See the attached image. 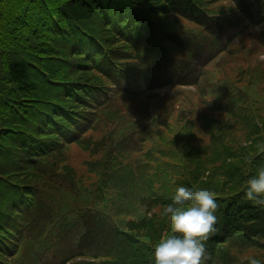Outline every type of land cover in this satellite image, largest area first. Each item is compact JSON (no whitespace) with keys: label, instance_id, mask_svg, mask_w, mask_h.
<instances>
[{"label":"trees","instance_id":"obj_1","mask_svg":"<svg viewBox=\"0 0 264 264\" xmlns=\"http://www.w3.org/2000/svg\"><path fill=\"white\" fill-rule=\"evenodd\" d=\"M169 14L174 18L161 23ZM262 30L264 0H0V264L51 258L57 264H154L155 246L173 234L169 220L159 217L181 185L208 189L218 201L204 264H247L250 256L264 264V209L244 197L245 181L264 166V137L243 112L236 125L249 133L254 128L253 137H239L248 146L239 148L238 141L233 149L234 135L226 139L227 129L210 115L234 105L221 88L233 90L235 75L247 72L235 67L233 79L220 86L202 73L217 53L237 54L234 47ZM143 35L149 46L134 48ZM118 38L138 53L137 64L122 66L125 53L110 47ZM201 57L207 61L199 69ZM178 84L195 85L218 108L182 93ZM207 84L215 87L211 94ZM162 88L166 102L181 103L178 122L192 114L186 124L170 126L165 119L175 120L164 107V115L147 124L149 103L159 99L161 106ZM244 90L242 98L263 101L256 93H264V78L253 75ZM118 98L130 104L131 118L138 114L152 130L141 140L151 142L149 155L131 149L137 118L125 120ZM98 126L103 137L95 134ZM204 130L217 155L201 146L193 150ZM83 145L137 153L113 167L85 161L86 175L78 177L67 154ZM221 151L231 165L213 166ZM50 182L60 187L58 194ZM67 182L83 190L65 191ZM26 232L35 237L22 243Z\"/></svg>","mask_w":264,"mask_h":264},{"label":"rangeland","instance_id":"obj_2","mask_svg":"<svg viewBox=\"0 0 264 264\" xmlns=\"http://www.w3.org/2000/svg\"><path fill=\"white\" fill-rule=\"evenodd\" d=\"M166 18L173 19L174 17L172 14L164 15V16L162 15L159 18L160 22L163 23V21H166ZM133 36H135V35H133ZM141 37H143V38L141 39V41L139 43H135V44L132 43L134 45V48L136 47L137 44H140V43H142V45L139 46V48L143 49V48H147L149 46V44H150L149 35H143ZM260 37L262 38V40L264 39V30L254 34V35L248 36V38L246 39V41H249L246 43V46H247L246 55L247 56H248V53L251 51L254 52V54H257V56H264V49L258 48L259 45L261 48L264 47L263 41L259 40ZM245 38H246V36H244L242 38L240 43H242L245 40ZM120 40L121 39H119V38L112 40L113 43L110 44V47H117V49L119 50L120 53H122V54L125 53L120 57V59L123 63L122 66L128 65L130 63L137 64L138 60L136 57H138V53L132 51L131 50L132 48H131V46H129V44L124 45V44L120 43L121 42ZM221 43H224V41ZM249 46H250V48L248 49ZM182 48H184V47H182ZM218 50H219V48L217 47L215 49V52H218ZM239 59L241 61L243 60V58H239ZM259 60L261 62L259 64H257L256 66L254 63L250 64L251 65L250 67L254 68L252 70L251 74H252V77H253V75H260L262 78H264V57H260ZM117 61L119 62L118 59H117ZM206 61H207V57L206 58L201 57V63L198 66L199 69H201L202 64L205 63ZM228 64H230V63L223 56L221 57L220 60H214V59L210 60L209 62H207L202 67V69H203L202 73L205 72L213 80V82L215 84L219 85L218 81L229 80V79H233V77H234L233 73L229 70L230 67ZM234 79H236V81L234 82L235 84L232 87L233 90L230 89L228 91H224V89L227 88V87H224V88H221V91H220V93L223 96L225 94H228L229 97L228 98L225 97V98L227 100H229L231 103H233L234 105L229 107V108H226L225 110L219 109L213 113L210 112V115H212L213 117L216 115V117L219 118V120L221 121V124L227 129V135L225 137L226 139L230 138L232 135H234V137H232L233 140L231 141V144H229L225 140L223 143L226 145L229 144V146H231L233 149L235 147L234 145L239 141L238 140L239 137L241 139H243L244 136L247 139L253 137V136H251V133L254 131V128H253V131L251 133H249V131H247V128L249 129V127H247L246 129L240 130L239 127L237 126V125H241L239 123V120H238V118L240 119L239 114H242L243 112L247 113V114H242V115H244L249 120V123H251V125H253V127H256L258 131H261L262 129H264V126H263V123H264V93H256V95H259L262 97L263 101L253 100L251 98V96L249 94H246V93H244V98H242L240 89L242 87L246 86V83H247L249 77L245 76V78H242V77L239 78V76L235 75ZM202 80H203V78L200 77V81L198 83L199 86L203 85V83L200 84ZM205 89H206L207 94H211L212 89L214 90L215 87H212L211 85L207 84ZM186 93L190 94V95L191 94H193V95L197 94L195 99L200 103L201 102H204V103L206 102L208 104L209 103H215V100L213 99L212 96H209V95L200 96V95H198L197 89L192 90V91H187ZM169 96L170 97L173 96L172 90H170ZM166 98H168V92L166 93V95H164L163 101H161V108H159L157 110V112L161 115H164L163 107L164 108H167V107L171 108V112H175V110H176L175 109L176 103L173 101L166 102L165 101ZM192 99H193V97H192ZM102 101H103V99H102ZM113 101H114V99H113ZM115 102L118 105V109L120 111H121V109L123 110V114H124V117L126 118V120L137 118V121H136L137 129L135 130V132L132 136L128 137V143L132 146L131 149L134 150L136 148V151H138V149H141L142 150L141 153H143L145 155H149L150 153L148 152V150L151 148V145H152L151 142H149V141L146 142V140H143V141H141V140L144 137H149L152 130L148 129L147 126H144L143 124L138 122V114L137 115L133 114V118H131V116L129 115L128 109H126V107H128V105H130V104L126 103V99L118 98V99H115ZM132 107L134 109L139 110L138 106H136V104L132 105ZM195 107H197V106H195ZM213 107L218 108V106L216 104H213ZM209 110H212V108H209ZM248 112H252V114H249ZM196 113H199V111ZM174 119H176L175 116H174ZM190 119H191V117L189 118V120ZM139 120L141 121V119H139ZM242 122L247 123L246 121H242ZM195 124L197 126H199L198 120L196 121ZM98 129H99V126L95 128L96 136L103 137L100 133L103 129H101V130H98ZM217 132H219V131L217 130ZM260 133H261V135L263 134L262 137H264V132H260ZM86 135H91V133L86 134ZM203 144L206 146H204ZM237 144H239V146L241 145V147H244V148L247 147V146H244V144L247 145V142L239 141ZM182 145H185L184 142L181 143V146ZM193 145H194L193 150H195L197 147L201 146L200 149H203V147H205L208 152L213 151V154H216L219 150L218 148H215L214 145L211 143L210 137L205 132V130L200 133V135L198 136L197 142H193ZM187 148H188V146H187ZM93 150L94 149L89 145H83L80 148L75 146L67 154L68 159L72 160L71 163L74 165V168L77 171L78 177H85V175H86L85 168L82 166V164H84L85 161L88 162L89 160H92V161H94V164H98L100 162H107L110 164V167H113V166H115V162H122L123 160H127L132 154V152H127L128 154L126 153L124 156H122V155H118L116 153L115 154L104 153L103 150L98 151V152H94ZM134 153H137V152H134ZM178 155H179V152H178ZM223 155L224 154H222V151H221L220 155H218V156H220V160L213 159L211 161L213 163V166L218 167V166H221L223 164L231 165L228 161H224L221 159V157ZM238 155L241 156L242 154H238ZM196 159L197 160H205V161L207 160V158L200 157V156H197ZM89 163H90V161H89ZM223 171L225 172V170H223ZM224 176H225V173H224ZM50 183L53 186L54 192L56 194H58L60 192V189H59L60 187H58L56 184L54 185L52 182H50ZM57 183H59L62 186L61 182L58 181ZM81 190H83V189H79V186H77V185L72 186V185L68 184V182H67V186H66L65 191H69L73 194H77ZM159 219H160V221H162V220H166L167 218L165 216H162V217H159ZM146 233H149V232H146ZM34 237L35 236L32 232H26L23 234L21 241H22V243H24L26 238L34 239ZM75 242H77V241H75ZM83 247L85 248V246H83ZM86 249H89V247H87ZM45 264H57V261L55 260V258H51L49 260V262H46Z\"/></svg>","mask_w":264,"mask_h":264},{"label":"clouds","instance_id":"obj_3","mask_svg":"<svg viewBox=\"0 0 264 264\" xmlns=\"http://www.w3.org/2000/svg\"><path fill=\"white\" fill-rule=\"evenodd\" d=\"M244 197L264 209V166L245 181ZM215 195L208 189L181 185L171 203L163 209L172 235L161 239L153 250L154 264H204L207 260L206 241L217 231ZM247 264H262L254 256Z\"/></svg>","mask_w":264,"mask_h":264}]
</instances>
